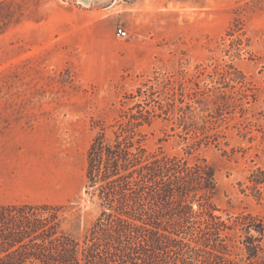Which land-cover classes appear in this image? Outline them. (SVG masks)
<instances>
[{"label": "rangeland", "instance_id": "rangeland-1", "mask_svg": "<svg viewBox=\"0 0 264 264\" xmlns=\"http://www.w3.org/2000/svg\"><path fill=\"white\" fill-rule=\"evenodd\" d=\"M232 65L249 98L221 123L219 147L196 155L216 169L218 214L264 221V187L262 200L249 188L264 171V0H0V204L64 206L82 239L101 212L86 193L95 121L112 124L145 85L218 87ZM145 134L149 151L185 156L176 124Z\"/></svg>", "mask_w": 264, "mask_h": 264}, {"label": "trees", "instance_id": "trees-1", "mask_svg": "<svg viewBox=\"0 0 264 264\" xmlns=\"http://www.w3.org/2000/svg\"><path fill=\"white\" fill-rule=\"evenodd\" d=\"M229 69L218 72V87L145 85L112 124L96 120L86 193L99 216L80 239L64 206L0 204V264H264V221L218 214L216 169L196 155L219 147L221 123L249 98L243 73ZM161 118L184 132L185 156L148 150L145 129ZM250 182L262 200L264 171Z\"/></svg>", "mask_w": 264, "mask_h": 264}, {"label": "built area", "instance_id": "built-area-1", "mask_svg": "<svg viewBox=\"0 0 264 264\" xmlns=\"http://www.w3.org/2000/svg\"><path fill=\"white\" fill-rule=\"evenodd\" d=\"M117 35L121 39H125L129 36L128 31L124 28H121V27L117 29Z\"/></svg>", "mask_w": 264, "mask_h": 264}, {"label": "water", "instance_id": "water-1", "mask_svg": "<svg viewBox=\"0 0 264 264\" xmlns=\"http://www.w3.org/2000/svg\"><path fill=\"white\" fill-rule=\"evenodd\" d=\"M85 2H88L89 0H84Z\"/></svg>", "mask_w": 264, "mask_h": 264}]
</instances>
